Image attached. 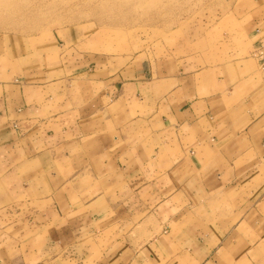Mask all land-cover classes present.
I'll return each instance as SVG.
<instances>
[{"label":"crops","instance_id":"obj_1","mask_svg":"<svg viewBox=\"0 0 264 264\" xmlns=\"http://www.w3.org/2000/svg\"><path fill=\"white\" fill-rule=\"evenodd\" d=\"M255 4L245 31L258 38ZM37 53L0 52V264H264L251 59L185 58L155 75Z\"/></svg>","mask_w":264,"mask_h":264},{"label":"rangeland","instance_id":"obj_2","mask_svg":"<svg viewBox=\"0 0 264 264\" xmlns=\"http://www.w3.org/2000/svg\"><path fill=\"white\" fill-rule=\"evenodd\" d=\"M255 3L264 0H0V52L37 57L55 46L117 68L142 61L155 75L185 58L252 60L257 37L245 21Z\"/></svg>","mask_w":264,"mask_h":264},{"label":"built area","instance_id":"obj_3","mask_svg":"<svg viewBox=\"0 0 264 264\" xmlns=\"http://www.w3.org/2000/svg\"><path fill=\"white\" fill-rule=\"evenodd\" d=\"M251 58L264 78V34L259 35L252 46Z\"/></svg>","mask_w":264,"mask_h":264}]
</instances>
